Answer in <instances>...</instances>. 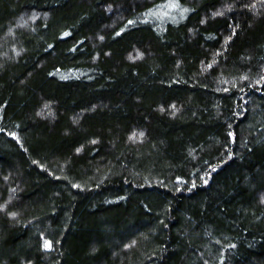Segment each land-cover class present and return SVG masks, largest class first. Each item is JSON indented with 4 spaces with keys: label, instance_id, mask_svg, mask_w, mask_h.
Listing matches in <instances>:
<instances>
[{
    "label": "trees",
    "instance_id": "obj_1",
    "mask_svg": "<svg viewBox=\"0 0 264 264\" xmlns=\"http://www.w3.org/2000/svg\"><path fill=\"white\" fill-rule=\"evenodd\" d=\"M0 264H264V0H0Z\"/></svg>",
    "mask_w": 264,
    "mask_h": 264
}]
</instances>
